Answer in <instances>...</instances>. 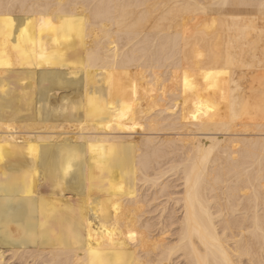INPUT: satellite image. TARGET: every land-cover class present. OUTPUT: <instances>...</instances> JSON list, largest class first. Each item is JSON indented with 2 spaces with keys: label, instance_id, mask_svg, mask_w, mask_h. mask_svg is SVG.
<instances>
[{
  "label": "bare ground",
  "instance_id": "obj_1",
  "mask_svg": "<svg viewBox=\"0 0 264 264\" xmlns=\"http://www.w3.org/2000/svg\"><path fill=\"white\" fill-rule=\"evenodd\" d=\"M243 13L264 28V0H0V264H264Z\"/></svg>",
  "mask_w": 264,
  "mask_h": 264
},
{
  "label": "rangeland",
  "instance_id": "obj_2",
  "mask_svg": "<svg viewBox=\"0 0 264 264\" xmlns=\"http://www.w3.org/2000/svg\"><path fill=\"white\" fill-rule=\"evenodd\" d=\"M242 8H243V9H242ZM244 8H245V7H241L240 9H241L242 11H245L247 8H245V9H244ZM229 9H233V8H229V7H223V8H221V10H229ZM243 14H245V15H243ZM243 14H242L241 16H238V17L236 16V18H237V21H238V23H239L238 26L241 27V29L244 30V32H247V31L250 32V31H253V30L258 29V30L261 31L260 33H264V32H263V31H264V28H263V27H254V26H251V25H249V26L246 25V26H245V24L242 22V20H243L242 16L245 18L243 21L247 20V18L252 17V16H250V15H248V14H246V13H243ZM247 15H248L249 17L246 18ZM230 17H231V15H230ZM240 17H241L242 19H241ZM238 18H240L241 21L238 20ZM242 23H243V24H242ZM242 25H244V26H242ZM222 26H223L224 28H227L228 25H227V24H223ZM219 27H220V26H219ZM250 28H251V29H250ZM250 33H252V32H250ZM40 133H41V132H40ZM8 258H9V256L7 255V256H6V259H7V260H10V259H8ZM7 260H6V261H7ZM7 262H8V263H10V262L13 263V261H7ZM8 263H7V264H8ZM10 264H11V263H10ZM13 264H15V263H13Z\"/></svg>",
  "mask_w": 264,
  "mask_h": 264
}]
</instances>
